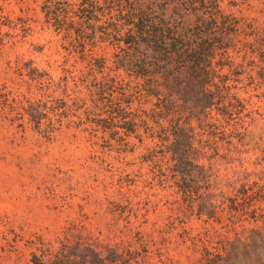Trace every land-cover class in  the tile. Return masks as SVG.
Instances as JSON below:
<instances>
[{
	"label": "rangeland",
	"instance_id": "obj_1",
	"mask_svg": "<svg viewBox=\"0 0 264 264\" xmlns=\"http://www.w3.org/2000/svg\"><path fill=\"white\" fill-rule=\"evenodd\" d=\"M0 264H264V0H0Z\"/></svg>",
	"mask_w": 264,
	"mask_h": 264
},
{
	"label": "trees",
	"instance_id": "obj_2",
	"mask_svg": "<svg viewBox=\"0 0 264 264\" xmlns=\"http://www.w3.org/2000/svg\"><path fill=\"white\" fill-rule=\"evenodd\" d=\"M199 54L195 55L199 57L197 60L201 59ZM222 113L226 112L222 111ZM188 131L189 128H186V132L182 130V132L176 133L177 138L171 148L173 170L181 174L179 180L176 181L177 190L190 195V192H198L200 184H203L204 181L213 185H223V177L216 174L218 172V169L215 168V163H218L217 160L210 165L204 163L203 146H196L193 142L194 137L187 133ZM224 185L228 186L227 183Z\"/></svg>",
	"mask_w": 264,
	"mask_h": 264
}]
</instances>
